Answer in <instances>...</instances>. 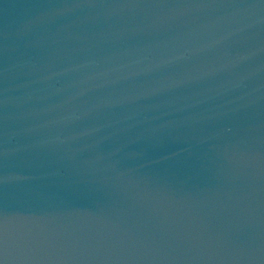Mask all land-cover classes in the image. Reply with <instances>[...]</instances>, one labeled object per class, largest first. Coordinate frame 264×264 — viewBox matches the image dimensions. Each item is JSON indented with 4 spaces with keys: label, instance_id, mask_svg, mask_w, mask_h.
<instances>
[{
    "label": "water",
    "instance_id": "obj_1",
    "mask_svg": "<svg viewBox=\"0 0 264 264\" xmlns=\"http://www.w3.org/2000/svg\"><path fill=\"white\" fill-rule=\"evenodd\" d=\"M0 264H264V0H0Z\"/></svg>",
    "mask_w": 264,
    "mask_h": 264
}]
</instances>
